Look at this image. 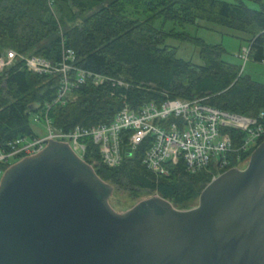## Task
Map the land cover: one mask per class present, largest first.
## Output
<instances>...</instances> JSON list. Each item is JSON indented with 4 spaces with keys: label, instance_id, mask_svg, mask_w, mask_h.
I'll use <instances>...</instances> for the list:
<instances>
[{
    "label": "trees",
    "instance_id": "obj_1",
    "mask_svg": "<svg viewBox=\"0 0 264 264\" xmlns=\"http://www.w3.org/2000/svg\"><path fill=\"white\" fill-rule=\"evenodd\" d=\"M243 1L260 9L251 10ZM127 9L147 17L130 20L125 16ZM156 20L178 28L201 21L235 30L248 42L247 61L264 65L260 0H0V57L12 51L55 65L69 51L72 61L66 62L74 70L105 78L98 87L85 79L68 95L74 101L54 104L60 75L30 74L23 62L15 60L0 71V149L19 138L33 137L30 120L38 115H46L51 126L65 133L76 126L108 124L122 105L136 110L166 100L204 99L205 105L244 118H256L264 111V84L225 63L223 46L206 44L175 29H155ZM168 40L197 46L200 65L178 59L176 48L166 45ZM74 75L70 73L71 80ZM240 138L234 133V149L239 148ZM146 147L142 142L131 156L122 158L121 165L109 169L100 163L97 148L88 144L83 161L116 190L130 197L154 193L176 210L196 202L216 174L207 170L190 174L181 162L165 166L167 175L149 172L142 161ZM250 152L229 154L230 164L221 174L247 162Z\"/></svg>",
    "mask_w": 264,
    "mask_h": 264
},
{
    "label": "water",
    "instance_id": "obj_2",
    "mask_svg": "<svg viewBox=\"0 0 264 264\" xmlns=\"http://www.w3.org/2000/svg\"><path fill=\"white\" fill-rule=\"evenodd\" d=\"M0 178V264H264V141L190 210L153 196L115 213L114 188L64 143Z\"/></svg>",
    "mask_w": 264,
    "mask_h": 264
},
{
    "label": "built area",
    "instance_id": "obj_3",
    "mask_svg": "<svg viewBox=\"0 0 264 264\" xmlns=\"http://www.w3.org/2000/svg\"><path fill=\"white\" fill-rule=\"evenodd\" d=\"M67 54L61 63L53 65L37 57L19 56L8 51L0 57V71L19 60L30 74L60 75L54 104L58 102L64 105L70 100L74 101L75 97L69 99L68 95L85 79L96 87L105 82V78L99 75L74 70L66 62L67 59L72 61V53L68 51ZM237 58L243 63L247 61L248 49L242 48ZM71 72L75 74L72 80ZM112 84L125 86L120 81H112ZM203 101L166 100L159 104H144L136 110L122 105L108 124L76 126L65 133L51 126L45 115L42 121L46 135L38 137L34 134L33 137L19 138L0 149V178L7 170H4L6 167L39 153L51 139L66 144L82 162L87 145L95 146L100 163L109 169L121 165L122 158L131 156L144 142L147 149L142 155V161L149 172L167 175L165 166L181 162L185 172L190 174L204 170L215 172L211 181L230 164L229 154L252 153L260 144L259 141H264V111L259 112L256 118H244L205 105ZM234 133L242 135L238 149L233 148ZM235 157L237 161L240 160L237 155Z\"/></svg>",
    "mask_w": 264,
    "mask_h": 264
},
{
    "label": "rangeland",
    "instance_id": "obj_4",
    "mask_svg": "<svg viewBox=\"0 0 264 264\" xmlns=\"http://www.w3.org/2000/svg\"><path fill=\"white\" fill-rule=\"evenodd\" d=\"M226 3H231L232 0H219ZM264 7V0H260ZM243 3L251 10H259L260 6L256 3H252L249 1H243ZM125 16L130 20H138L144 21L147 15L142 13L135 14L131 9L126 10ZM155 29H161L164 32H167L171 29H175L177 32H185L192 38H197L202 40L204 43L209 45H221L224 49V54L222 55V59L225 63L235 65L240 68L242 75L248 76L251 80L264 84V65L253 63L251 61L242 62L241 59L237 58V54L240 53L242 48H248V42L244 40V36L240 33H237L229 29H225L219 26H215L212 24H208L206 22H197V24L192 26H184L182 28H178L174 26L171 22H164L162 20H156L153 24ZM166 45H170L176 48L175 56L178 59L183 61L191 62L194 65H200V57L198 56V48L195 45L187 44V43H180L174 40H168ZM8 51H4L7 53ZM3 53V55H4ZM37 117L36 121L35 119ZM30 120V127L33 130V133L40 137L46 135V127L43 124V118L38 116L31 117ZM33 121V122H32ZM248 162V161H247ZM237 164L235 169L242 170L246 163ZM9 167H6L8 169ZM113 188V187H111ZM157 196L154 193H138L135 197H130L126 192L118 191L114 188L113 193L108 198V203L112 212L115 213H122L126 212V210L130 209L131 207L135 206L137 203L151 199V197ZM198 200L192 203L187 209L190 210L191 208L195 207ZM173 207V205H171ZM175 208V207H173ZM179 210V211H184Z\"/></svg>",
    "mask_w": 264,
    "mask_h": 264
}]
</instances>
